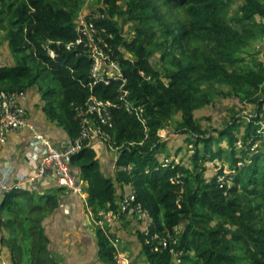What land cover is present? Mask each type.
<instances>
[{
  "label": "trees",
  "instance_id": "trees-1",
  "mask_svg": "<svg viewBox=\"0 0 264 264\" xmlns=\"http://www.w3.org/2000/svg\"><path fill=\"white\" fill-rule=\"evenodd\" d=\"M120 1L103 0L99 13L87 11L86 20L101 30L125 80L90 86L93 59L75 22L78 11H85L84 0H0V28L14 57L13 64H0V90L24 91L37 84L40 72V81L48 77L57 85L58 104L45 103L44 109L69 141L81 131L77 108L85 110L91 95L115 104L108 109L112 125L98 120L109 137L106 143L118 152L115 177L101 170L89 142L71 157L70 168L87 184L85 203L94 218L106 209L117 211V183L135 190L149 214L138 233L146 264H264V64L245 71L234 66L248 40L264 35V0H125L123 10ZM123 14L135 23L131 39L118 26ZM158 35L170 37L169 47L178 52L164 72L151 61L150 47L163 50V57L171 53ZM215 84L228 86L229 92L248 91L254 115L247 122L232 117L214 133L202 130L194 112L208 102L207 91ZM51 93L45 88L43 95ZM129 102L131 109L125 106ZM175 114L183 132L194 135L190 166L159 158L165 143L158 131ZM259 142L263 150L253 149ZM218 160L229 173L221 167L205 178L204 163ZM18 194L32 203L30 192L17 188L0 203V213L4 207L13 211L8 220L16 236L7 240L11 263L23 261L22 240L28 237L30 264H59L50 255L41 222L58 206L57 192L45 195L31 211L18 207L12 199ZM25 217L28 226L21 223ZM97 245L100 257L115 262L101 228Z\"/></svg>",
  "mask_w": 264,
  "mask_h": 264
},
{
  "label": "crops",
  "instance_id": "crops-1",
  "mask_svg": "<svg viewBox=\"0 0 264 264\" xmlns=\"http://www.w3.org/2000/svg\"><path fill=\"white\" fill-rule=\"evenodd\" d=\"M26 91L27 98L23 101V106L30 123L44 132L56 147L66 145L69 142L67 132L55 120L47 116L39 93L33 87ZM30 139V129L27 127L13 131L8 135L0 147V184L14 185V188L28 190L32 203L28 204L24 196L20 194L12 198L18 207H23L28 211H31L35 204H42L45 195L57 192L58 206L53 211L45 212L41 222L50 239V255L59 264H115L106 261L98 253L97 228L94 226L93 214L86 206L84 199L75 193L64 191V189L58 191L59 186L51 167L46 168L39 177H35L38 165L31 157L34 146L30 144ZM92 144L96 149V157L101 170L107 175L115 177L118 152L115 158V155L114 157L109 156L108 144L98 140H93ZM79 182L86 188L87 184L84 180ZM130 189V185L117 183V200L128 194ZM7 191L0 192V203L4 200ZM5 208L7 207H4L3 213H0L3 222L5 221V226L0 231V264H12V251L7 240L16 235H13L10 230L11 223L8 220L13 211L9 212ZM20 220L22 225L28 226L29 221L26 220V217ZM145 225V219L119 216L110 228L109 235L111 237L118 236L116 238L119 239V249L135 264H146L138 238V233L144 230ZM19 234L18 230L17 235ZM22 242L23 261L20 264H30L28 254L30 240L28 237H24Z\"/></svg>",
  "mask_w": 264,
  "mask_h": 264
},
{
  "label": "built area",
  "instance_id": "built-area-1",
  "mask_svg": "<svg viewBox=\"0 0 264 264\" xmlns=\"http://www.w3.org/2000/svg\"><path fill=\"white\" fill-rule=\"evenodd\" d=\"M82 14L83 16L81 17L82 19L78 28L86 36L84 41V45L86 46L85 51L93 59L90 86L96 85L99 82L109 84L112 80L118 79L124 81L125 79L120 73L117 62L111 57L110 46L99 34L101 30H97L93 22L86 20L87 13ZM81 41L82 39L79 38L77 43ZM102 42L103 44H100ZM26 98V91L7 92L0 90V147L4 144L11 132L23 127L29 128L30 144L34 146L31 157L38 165L37 175L35 177H39L46 168L51 167L56 176L57 185L62 187L64 191H70L81 196L85 201L86 194L82 185L77 181L74 173H72L70 159L79 152L86 142L92 144L93 140H98L104 143V140H109L107 133L103 131L98 120L102 123L106 122L108 125H112L110 122L111 115L108 109L111 105L115 104L91 95L87 100V108L85 110L77 108L78 116L81 117V131L79 136L62 147H56L44 132L30 123L23 106V101ZM125 106L131 109L133 105L129 102L125 103ZM138 110L142 111V108ZM13 188L14 185L0 184V192L4 190L9 191ZM135 195V190L133 188L130 189L128 194L123 195L117 200V211L106 209L98 212L95 218L93 217L95 227L101 228L109 236L110 245L115 251L114 260L116 264H135L119 249V239L109 235V228L112 226L117 215L137 216V218L145 219L146 225L149 218L147 209L142 207L141 203L136 200ZM1 230L2 220L0 216ZM162 245L165 246L166 243L163 241Z\"/></svg>",
  "mask_w": 264,
  "mask_h": 264
},
{
  "label": "rangeland",
  "instance_id": "rangeland-1",
  "mask_svg": "<svg viewBox=\"0 0 264 264\" xmlns=\"http://www.w3.org/2000/svg\"><path fill=\"white\" fill-rule=\"evenodd\" d=\"M122 10L125 8V0L120 1ZM103 0H84V6L82 11H91L93 13H99L98 8L102 7ZM84 11V12H85ZM232 14V13H231ZM83 14L79 10L75 15L76 24H80L81 17ZM118 26L121 29L122 34L127 39H131L134 36V22L127 18V15H119L117 17ZM134 23V24H133ZM160 42L165 43L164 46L171 51L170 54H167L160 48H152V63L161 71L164 72V69L172 66L170 61L173 59V56L178 57L177 49L175 47H169V41L171 38L168 37V40L164 39L163 36L158 35ZM247 45L240 52L239 56L241 60L237 62L234 66L240 71L248 70L249 68H254L257 66V63L261 62L264 64V35H258L252 39H249L246 43ZM14 57L11 55L7 40L5 39V30L0 28V64H13ZM43 74L40 72L39 78L37 79V84L33 86V89L37 91L41 99V103L47 105L51 103L53 106L58 104V92L57 85L52 81H49V78L46 77L42 82ZM264 87V84L263 86ZM45 88H49L52 93L51 95H43ZM228 86H223L215 84L213 87H210L208 92V102L195 110L194 117L197 119L198 124L202 130L207 132H213L214 128H221L227 126V124L232 122V119H240L244 122H247L251 116L254 115V105L249 101L248 91L241 89L238 91L229 92ZM257 91L252 93L256 94ZM260 93V92H258ZM248 94V96H246ZM261 97H264V94H260ZM233 117V118H232ZM261 117L264 120V113H261ZM58 124V121L54 119ZM234 120V121H235ZM181 121L180 114H175L172 118L166 123L165 127L158 131V135L161 137V141L165 143V146L159 152V158H167L169 161L173 160L176 163H181L186 166H190L191 155L194 152L195 145L191 140L194 138L193 134L183 132L182 128L179 127ZM240 131L243 130V125L239 126ZM235 133L237 130H234ZM222 141V140H221ZM104 142H107L104 140ZM223 146L225 142L221 143ZM262 143H258V146L253 145L254 148L263 150ZM239 148V145H237ZM109 156L117 157L116 148H113L111 145L108 146ZM250 157V156H249ZM205 168L202 171L205 178H210L215 175L221 167H223L224 173H229V169L225 163L218 161H207L204 163ZM79 179H77L78 181ZM81 180V179H80ZM259 213V212H258ZM36 215H38L36 213ZM4 226V223H3ZM95 226V225H94ZM115 263V262H114ZM116 264V263H115Z\"/></svg>",
  "mask_w": 264,
  "mask_h": 264
},
{
  "label": "clouds",
  "instance_id": "clouds-1",
  "mask_svg": "<svg viewBox=\"0 0 264 264\" xmlns=\"http://www.w3.org/2000/svg\"><path fill=\"white\" fill-rule=\"evenodd\" d=\"M83 13H87V14H89L87 11H85V12H83ZM127 55H130V54H128V53H126ZM24 91H26V90H24ZM26 93H27V91H26ZM103 143V142H102ZM104 143H106V142H104ZM107 144V143H106ZM93 145V144H92ZM109 145V144H108ZM253 149H257V148H253ZM124 169H126V170H130L131 169V166H128L127 168H124ZM80 180H78V182H79ZM83 181V180H82ZM80 184H81V182H79ZM82 185V184H81ZM83 187V189H84V192H85V194H86V188H85V186H82ZM131 189H132V187H131ZM86 196H87V194H86ZM81 197V196H80ZM85 202V201H84ZM87 206V205H86ZM93 214V213H92ZM1 215V214H0ZM93 217H94V215H93ZM1 220H2V217H1ZM2 229H3V223H2Z\"/></svg>",
  "mask_w": 264,
  "mask_h": 264
}]
</instances>
